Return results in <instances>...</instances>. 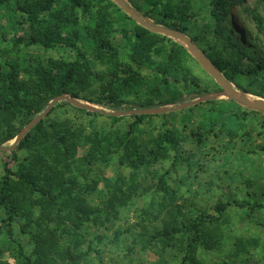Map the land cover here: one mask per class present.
<instances>
[{"label": "trees", "instance_id": "16d2710c", "mask_svg": "<svg viewBox=\"0 0 264 264\" xmlns=\"http://www.w3.org/2000/svg\"><path fill=\"white\" fill-rule=\"evenodd\" d=\"M238 1L206 0L209 20L203 18L198 23L191 20L196 15L193 0H126L154 23L192 38L236 90L264 98V55L244 46L233 34L237 30L224 25ZM1 5H5L12 27L27 24L28 31H2L0 36V146H10L21 128L60 95L111 110L116 105L125 111L194 100L186 92V82L181 84L186 75L193 77L189 82L201 95L221 89L210 75L212 85L197 81L186 65L196 60L184 46L141 26L113 0H0ZM251 16L261 30L262 18L256 11H251ZM117 34L121 42L115 41ZM35 49L44 54L33 52ZM50 51L60 55L51 56ZM157 114L131 115L122 133L90 132L83 115L99 117L103 112L80 108L67 100L56 102L10 151L11 159L3 166L0 236L5 234V238H0V251L8 252L15 264H81L91 250L84 223L100 212L79 194L78 178L89 168L108 167L114 159L118 167L128 169L126 189L121 174L114 181L103 177L110 193L105 214H115L140 189L137 171L141 167L170 158V169L187 167L190 171L197 164L191 156H182L181 143L193 140L201 150L208 138L217 135L218 128L225 131L230 143L236 135L229 126L233 120L239 122V118L245 124L248 114L264 116L217 97L162 113L165 118L178 115L180 126L168 130L166 120L155 136L140 142L144 120ZM105 115L114 123L123 118ZM194 116H198L195 129L187 130L184 123H191ZM86 142L93 145L91 156L79 160L78 149ZM170 169L156 178L154 187L161 193L154 217L165 212V218L160 226L142 234L148 244L160 245L161 254L173 252L172 261L158 264H208L203 253L221 246L229 206L264 210V190L253 194L257 198L252 204L249 200L217 199L208 206L184 198L167 182ZM153 205L151 202L148 208H156ZM234 244L245 254L249 246H257V240L250 244L237 238ZM0 264L7 263L0 260Z\"/></svg>", "mask_w": 264, "mask_h": 264}, {"label": "rangeland", "instance_id": "374dc122", "mask_svg": "<svg viewBox=\"0 0 264 264\" xmlns=\"http://www.w3.org/2000/svg\"><path fill=\"white\" fill-rule=\"evenodd\" d=\"M193 5L196 13L195 17L191 19L193 22L201 23L203 18L209 20L206 0H193ZM251 11H256L262 18L263 27L261 30L258 29L256 21L251 16ZM224 25L227 28L232 26L237 30L233 34L244 46L257 54L264 55V2L262 0H240L233 3ZM188 30L191 31L190 26ZM2 31L7 34H22L28 31V25L25 24L22 28L18 25L12 27L7 17L6 7L1 5L0 36ZM115 39V41L121 42L120 34H117ZM33 52L44 54L38 49ZM49 54L54 57L60 55L56 51H50ZM186 65L200 84L212 85L210 76L197 61H190ZM184 78L186 81L183 80ZM184 78L181 80V84L186 82V87L189 86L186 89V92L189 93L188 96H193L195 99L203 96L198 87L190 84L189 81L190 78H193L192 76L186 75ZM216 91L219 90L205 94ZM258 91L261 92V90ZM245 95L254 97L251 93H245ZM91 105L102 108L98 105ZM114 107L116 108L114 110L103 107L104 115L99 117L83 115L82 120L87 127L89 126L90 132L115 130L122 133L127 129L128 123L132 120L130 116L133 114L120 115L123 118L114 123L105 115L120 109L119 106L114 105ZM243 110L241 109V111ZM161 114L158 113L156 116L144 120L139 134L140 142L148 140L149 136H155L166 120L168 130L180 126L178 115L165 118ZM197 117H192L191 123H184L189 126L187 130L195 129ZM238 120L239 122L236 119L229 124L231 128L236 130V135L230 143L225 131L221 132L219 128L217 129L218 132L215 131L217 135L208 138L205 146L200 148L201 150L196 149L193 140L187 139L181 143L182 156H191L197 164L190 171H187V167L178 170L170 169V158L158 161L148 168L141 167L137 171L140 189L132 196L130 202L121 207L115 214L112 212L108 216L105 214L106 202L110 193L109 188L105 186L103 177L114 181L117 174H121L125 181L123 188L126 189L129 176L128 169L118 167L116 160L113 159L108 167L98 165L89 168L84 177L80 176L78 178L81 190L79 194L86 196L88 202L100 210L98 215H95L96 218L84 223L83 231L88 237V245L91 250L89 255L81 260V264H158L173 260V252L167 250L161 254L160 245L148 244L142 235L143 232L153 228V226H160L161 218H165V212L161 213L160 218L154 217L158 211L157 204L161 201V193L156 192L154 187L156 178L166 169H170L167 182L174 189H178L179 194H182L184 198L208 206H213L217 199L223 201L249 200L252 204L253 200L257 198L253 194L257 195L261 190H264V116L248 114L245 124H242L239 118ZM92 150L91 142H86L78 149L77 158L79 160L90 158ZM24 154L22 153V155ZM11 156L10 151H0V175L3 172L4 164L11 159ZM94 183L95 189H92ZM87 187L91 189H87ZM247 193L252 194V196L247 195ZM177 201L182 202L180 197ZM151 202L156 208H148ZM148 209L151 213L147 212ZM225 213V223L222 225L224 233L222 244L218 249L204 251L203 259L208 264H222L223 261H227L228 264H264V210H251L247 206L231 205ZM1 217L2 213L0 212ZM14 230L16 233L18 232L17 226ZM0 238H5V234H2ZM237 238H241L245 243L250 244L253 240H257V246H249L248 253H240L234 244ZM24 240L25 238L22 239V241ZM84 247L86 248V245ZM28 248H30L29 245ZM248 257L250 259H246ZM0 260L7 264H15V260L6 251H0Z\"/></svg>", "mask_w": 264, "mask_h": 264}, {"label": "water", "instance_id": "95a60500", "mask_svg": "<svg viewBox=\"0 0 264 264\" xmlns=\"http://www.w3.org/2000/svg\"><path fill=\"white\" fill-rule=\"evenodd\" d=\"M116 2L120 8L132 17L138 24L141 26L148 28L156 33L167 36L168 38L174 40L175 42L184 46L188 52L194 57V59L198 62V64L202 67V69L210 75L220 86L221 90L205 94L200 96L194 100L187 101L181 104L166 106V107H153V108H138V109H129L125 111H115L108 112L110 115H126V114H143V113H167L175 110H181L184 108H188L190 106L196 105L203 101H208L215 99L217 97H225L227 99L233 100L237 104L249 108L251 110L258 111L264 114V99L255 98L245 95V93L236 90L232 84L224 77L219 68L205 55V53L200 50V48L196 45V43L189 36L185 35L182 31L175 29L173 27H166L159 24L154 23L138 10L129 6L125 0H113ZM67 100L72 105L85 108L92 111H100L104 112L102 109L94 107L88 102H82L75 98H72L68 94L60 95L55 97L46 108L37 116L32 118L17 134L13 144L10 146H0V151H11L13 150L17 143L28 133V131L39 121H41L51 110L53 105L60 101Z\"/></svg>", "mask_w": 264, "mask_h": 264}]
</instances>
